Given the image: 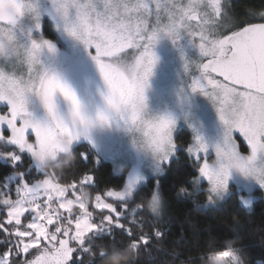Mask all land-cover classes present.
<instances>
[{
    "label": "snow or ice",
    "instance_id": "1",
    "mask_svg": "<svg viewBox=\"0 0 264 264\" xmlns=\"http://www.w3.org/2000/svg\"><path fill=\"white\" fill-rule=\"evenodd\" d=\"M90 158L120 183L75 171ZM182 158L191 171L176 195L203 196L199 208L251 209L264 194V12L0 0V264H104L117 246L134 253L127 264L142 250L154 259L167 235L160 177ZM245 255L225 239L197 258Z\"/></svg>",
    "mask_w": 264,
    "mask_h": 264
},
{
    "label": "trees",
    "instance_id": "2",
    "mask_svg": "<svg viewBox=\"0 0 264 264\" xmlns=\"http://www.w3.org/2000/svg\"><path fill=\"white\" fill-rule=\"evenodd\" d=\"M231 3L237 13L249 10L256 13L264 12V0H232ZM236 19L243 20L245 17L240 15ZM181 135L187 137L186 133ZM85 150L86 146L77 151ZM88 169L94 170L101 189L120 183L121 177L113 173L110 161L104 160L97 165L94 158H90L87 162H79L75 171ZM190 171L191 168L183 163L182 158V165L179 168L174 164L172 170L166 171L160 178L167 213L165 218L158 219L157 226L162 227L167 235L162 242L151 248L154 259L149 260L142 250L135 264H181L182 261L186 264L188 261H191V264H202L197 258L200 253L210 244L219 247L225 239L234 240V246H244L245 264H256V261L264 264V199L257 198L250 210L242 207L237 209L232 201L216 211L199 208L197 203L203 201V196L194 202L195 198L185 199L176 195L178 186ZM7 172V166L0 164V178ZM144 191L148 192L149 188H145ZM149 220H153V217L149 216ZM236 234L239 235L238 240L235 238ZM124 254L125 251H121L117 246L110 250L104 264H127Z\"/></svg>",
    "mask_w": 264,
    "mask_h": 264
},
{
    "label": "rangeland",
    "instance_id": "3",
    "mask_svg": "<svg viewBox=\"0 0 264 264\" xmlns=\"http://www.w3.org/2000/svg\"><path fill=\"white\" fill-rule=\"evenodd\" d=\"M232 0H230V2H231ZM259 13V12H258ZM161 178V177H160ZM257 195V198H259V197H261V198H263L264 199V194H261V193H257L256 194ZM165 201V200H164ZM255 201V200H254ZM254 201H253V203H254ZM252 207H253V205H252ZM252 207H251V209H252ZM248 210H250V209H248ZM166 205H165V207H164V209H163V212H162V214H161V217H159V218H157V219H159V220H161V219H163V218H165L166 217Z\"/></svg>",
    "mask_w": 264,
    "mask_h": 264
},
{
    "label": "clouds",
    "instance_id": "4",
    "mask_svg": "<svg viewBox=\"0 0 264 264\" xmlns=\"http://www.w3.org/2000/svg\"><path fill=\"white\" fill-rule=\"evenodd\" d=\"M131 258H134V253L131 250L125 251L124 259L129 261Z\"/></svg>",
    "mask_w": 264,
    "mask_h": 264
}]
</instances>
